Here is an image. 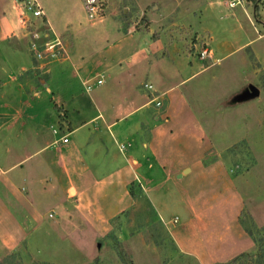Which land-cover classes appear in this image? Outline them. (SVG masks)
<instances>
[{
    "label": "rangeland",
    "instance_id": "374dc122",
    "mask_svg": "<svg viewBox=\"0 0 264 264\" xmlns=\"http://www.w3.org/2000/svg\"><path fill=\"white\" fill-rule=\"evenodd\" d=\"M39 1L101 65L48 90L30 14L0 0V264H264V0H105L137 32L120 49L90 37L82 0ZM59 110L124 116L112 137L98 116L53 144Z\"/></svg>",
    "mask_w": 264,
    "mask_h": 264
},
{
    "label": "crops",
    "instance_id": "0c3cea01",
    "mask_svg": "<svg viewBox=\"0 0 264 264\" xmlns=\"http://www.w3.org/2000/svg\"><path fill=\"white\" fill-rule=\"evenodd\" d=\"M38 2H39L40 6L43 10V15L40 17H32V22L35 26V29L38 28V29L44 30L46 33L47 32H49V33L54 32L55 34L59 35L65 44V50H66L65 53L62 54L59 58L52 59L49 62L37 60L34 58L33 54H30L32 60L35 62V64L31 66L32 69H37L41 73V76L38 78V81L45 88L50 90L48 83L53 80V78H54L53 76L55 74L56 75L62 74L65 70L68 69L69 66H71L72 68H75V66H78V68H83V70L88 75L96 65H101L98 58L89 59L88 53L79 49L77 45H74V42H73L74 38L72 36H70V33L66 30H60L57 27V25H55L56 23L52 19V15H50L49 10L46 9L45 6L39 0H38ZM107 14H112V13L108 12ZM107 14L105 16H103L102 18L94 20V22L95 21L97 22V23H95L96 28L94 30H99L100 34L99 35L91 34L90 37H93V39H97L98 43L102 44L104 42V45L106 43L107 44L106 46L108 47V49L109 48H117V49L119 48L120 49L124 46H128L129 42H128V40H125L126 39L125 35H128V36L131 35L130 37H132L133 33H137V32H132L134 27H132L131 24H129V25L125 24L126 22L124 23V26L122 27L121 25L123 22L121 23V20L118 17L114 16L115 19L110 21L107 18ZM91 21H93V20H91ZM119 31L120 32L122 31V33H120ZM25 36L28 37V45H29V42L31 40V36L29 34H26V32L23 30V38ZM23 38H20V39H23ZM142 39H143V37H142ZM120 41H121V43L119 44ZM28 49H29V51H31L30 47ZM121 50H120V52H121ZM15 52H17L18 55L19 56L21 55V57H23V58L25 57L24 55H26V53L24 51H19V52L15 51ZM115 53H117V52H115ZM103 65H104V63H103ZM20 68H25V66L21 65ZM88 78L82 80V84H86V86L87 85L90 86L88 84V81H89ZM9 79L12 83H15L16 86H18V87L20 86L21 83H20L19 78L14 76L12 74V72L9 75ZM99 79L101 80L100 82H102V78H97V80H99ZM97 80H96V82H97ZM100 82H97V83H100ZM0 83H2L1 80H0ZM38 92L33 91L32 93L38 94ZM63 102H61V101L57 102L55 100L52 101L53 105H56L57 107L59 106L65 110ZM147 102H148V100L144 101L143 103H140L135 108L143 106V105L147 104ZM135 108L129 110L124 115H127L129 112H131ZM58 112H59V116L61 117L60 129H65V131H63V133L52 142L53 144L58 143L60 141L61 136L66 134L69 137L70 133L80 129L81 127H84L85 125H88L89 123H91L94 120L95 117H98V116H99V118H101V123H100V125L97 126V130H94L92 133H94V134L97 133L98 135H100L102 133L101 128H103L102 130H105L108 133L109 137H112V134L114 133V131L111 129L114 126H116L118 121L120 120V118H122V116H124V115H122L118 119L108 120L100 112L96 115L91 116L87 120L81 121L76 126H73L71 121L67 118V113L63 114L60 110ZM122 127L123 126H120V129H118V131H120L122 129ZM139 127H140L139 124H136L134 130L136 132L139 131L140 130ZM55 131H56V129H55ZM55 131H53V132H55ZM115 131H117V129H115ZM146 145H147V143L145 141H143V146H146ZM118 149H119V151H122V149L119 148V145H118ZM106 151H107V149H106ZM106 151H105V153H106ZM100 152L102 153L103 149H101ZM143 152H144V150H143ZM105 158L106 157H104V159ZM94 160H95V158H94ZM131 160L134 163H137V160L135 158H132ZM98 161H100V159ZM8 168H10V166L7 167V169ZM70 193L72 194V196H76L77 199H79L81 201L82 200L84 202L85 201H91L87 189L81 191V193H79V194L74 189H72ZM179 250H180V248H179ZM214 261H216V260H211L207 264H213V263H215Z\"/></svg>",
    "mask_w": 264,
    "mask_h": 264
},
{
    "label": "built area",
    "instance_id": "2783aa9c",
    "mask_svg": "<svg viewBox=\"0 0 264 264\" xmlns=\"http://www.w3.org/2000/svg\"><path fill=\"white\" fill-rule=\"evenodd\" d=\"M82 1L86 16L90 20H96L103 17L106 8L105 0ZM15 2L21 11L28 13L31 16L22 17V24L26 34L31 36L29 47L34 58L49 62L50 60L59 58L62 54H64L66 50L62 38L54 32L46 33L44 30L38 28L35 29V26L31 21L32 17H40L43 15V10L38 0H15ZM100 81V79L97 80V82ZM145 86L151 88L150 84L145 83ZM89 88L90 86L87 85L86 89L88 90ZM53 131H55V129ZM60 141L67 142L68 136L66 134L61 136ZM120 149H122V146ZM175 221L176 218L173 219V222Z\"/></svg>",
    "mask_w": 264,
    "mask_h": 264
},
{
    "label": "trees",
    "instance_id": "16d2710c",
    "mask_svg": "<svg viewBox=\"0 0 264 264\" xmlns=\"http://www.w3.org/2000/svg\"><path fill=\"white\" fill-rule=\"evenodd\" d=\"M263 228H264V226H263ZM248 233H249L250 237L252 238L253 242H257L259 244V246L261 247L263 239L256 238L251 231H248Z\"/></svg>",
    "mask_w": 264,
    "mask_h": 264
},
{
    "label": "water",
    "instance_id": "95a60500",
    "mask_svg": "<svg viewBox=\"0 0 264 264\" xmlns=\"http://www.w3.org/2000/svg\"><path fill=\"white\" fill-rule=\"evenodd\" d=\"M252 90H253V88H252Z\"/></svg>",
    "mask_w": 264,
    "mask_h": 264
}]
</instances>
